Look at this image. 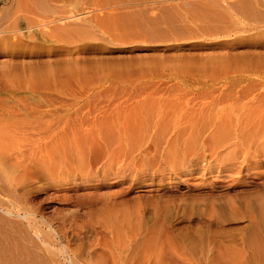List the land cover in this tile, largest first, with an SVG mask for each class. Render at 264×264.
<instances>
[{
  "label": "rangeland",
  "instance_id": "1",
  "mask_svg": "<svg viewBox=\"0 0 264 264\" xmlns=\"http://www.w3.org/2000/svg\"><path fill=\"white\" fill-rule=\"evenodd\" d=\"M238 1L0 0V15L23 9L0 32V123L20 127L53 90L62 102L58 171L11 176V162L2 232L32 236L45 264H264V156L218 175L247 150L211 148V133L240 137V107L264 77V19L246 9L263 17L264 0ZM208 24L238 34L211 38ZM241 56L259 65L243 70ZM165 134L178 139L156 153Z\"/></svg>",
  "mask_w": 264,
  "mask_h": 264
},
{
  "label": "bare ground",
  "instance_id": "2",
  "mask_svg": "<svg viewBox=\"0 0 264 264\" xmlns=\"http://www.w3.org/2000/svg\"><path fill=\"white\" fill-rule=\"evenodd\" d=\"M245 1L247 3V0H245ZM255 1H256V4H257V0H255ZM258 1H261V0H258ZM238 2L235 3V4L238 5L239 4ZM250 2H251V0H250ZM251 3H253V2H251ZM237 5H235V6L238 9L239 5L238 6ZM248 5H246V7ZM204 6H202V7H204ZM235 6H234V8L236 9ZM249 6L246 9H247V11L249 9L248 12H250V14H251L250 16L251 17L256 18L257 20L258 19L259 20H263L264 19V15L262 17L260 11L259 10H255L256 7H255V9H253L252 7H249ZM160 10H162V9H160ZM22 11H23V9H22V7L20 5L19 8L15 10V12H14V10L12 11V12H14L13 14L10 15L9 13L7 14L6 12H4V13H6V15L4 13L2 15H0V32L5 31L6 29H12V30H14V28L16 29V26H14V24H16L18 22V18H19L18 15L20 13H22ZM12 12H10V13H12ZM165 12H166V10L164 11L163 14H165ZM214 12H215V10H214ZM220 13H222V12H220ZM224 15H225V13H224ZM23 16H24V18H26L25 17L26 15H23ZM169 16L166 17V21L167 22L171 21ZM143 17H145V16H143ZM248 17H249V15H248ZM138 18H139V24L144 22L141 25H143V28H146V31H150V33H153L154 31H156V29L158 28L159 24H161L159 19H155V20L152 21V20H145L142 17H138ZM73 19H75V16H72V17L70 16V18L66 17L62 21L63 22L64 21H73ZM77 19H79V18H77ZM216 19H218V18H216ZM24 20L28 21L29 19L27 18V19H24ZM60 20H58V23L60 22ZM76 21H78V20H76ZM145 21L147 23H145ZM32 22H33V20H32ZM172 22H170V23H172ZM30 23H31V21H30ZM64 23H63V25H65V24L67 25V23H65V24ZM54 24H56V23H54ZM71 24H73V23H71ZM60 25H61V23H60ZM214 25L215 24H213V26ZM43 26H45V25H43ZM213 26L210 27V25H209L208 28H206L204 26L203 27L204 28L203 29L204 30L203 33H205L206 35L210 36L211 38L229 37V36H232L233 34L234 35L238 34V33H235V31H233V30H231L229 28H224V27H221V26H219V27H213ZM61 27H63V26L61 25ZM159 27H160V30H161V26H159ZM201 29H202V27H201ZM151 31H153V32H151ZM161 32H163V31H161ZM148 35H150V34H148ZM206 35H204V36H206ZM235 59L237 60V62H239L242 65L241 68L243 70H246V69L250 68L254 64L259 65V63L253 61V59H247V58H245L243 56H241V58L235 57ZM251 85H252L253 89H255V91H258V93L254 94L247 102L242 104V107H240V110L242 111V116H241L242 126L239 129L236 128V130H235L236 133H238V132L240 133V135H239L240 137H236L235 134L232 132V130H228V132L226 134H224V135L216 134V132L213 133V134L211 133V141H212L211 148H212V152H213L214 155L218 154L220 150L224 151V153H227V154L234 153L241 146V142L239 144L238 140L244 142V144L242 146H245V147H242V148L247 150L246 153L241 155V157L239 159L231 160V161H227L226 163H223L222 165H226L225 166L226 168L223 169V167H222L221 170H218V175H222L225 171H230V172L235 171L236 174H237V177H240L243 174L244 171L251 172V169L253 171V169H254L253 166L254 165L252 166V162H253L254 159H257V158H260L261 156H264V77H261L260 79H258L256 81H252ZM50 95L53 98L52 97L50 98V96L47 95L48 98H50V100H44V102L41 103V106L39 107V109L34 111L35 113L33 114V116L31 115L32 113L30 114L32 116V117H30V119L32 118L31 120H28L26 123H24L21 126L19 125L20 123L14 124V122H13V124L15 126L19 125L20 127H18V126H17L18 128L17 127H13L10 124H8L6 121L4 123H0V161L4 165V166L0 165V194H6V196L7 195L14 196V193L17 192V190L15 189L16 186L15 187L13 186L14 183L12 182V179L11 180L9 179L10 175L7 172L9 170H6L7 167L9 168V165L11 164V162L14 164V166L12 168L10 166V168H9L10 171L16 165L15 168L18 167L17 169H19V170L21 169L23 174H27L30 171L31 167H33L32 169L35 168L39 172H42L43 174L45 173L48 176H51V175L55 174L58 171V168L60 166V164H59L60 163V156H59L60 153L59 152H60V147H61V144H62V142H61L62 138H61L60 129H59V128H61L60 127L61 119H59V115H60V109H61V106H62L61 105L62 102H60L59 99H58V95L59 94H58L57 91L53 90ZM103 95H105V92H104ZM107 96H109V94H107ZM98 97L100 98V95ZM75 102H76V100H75ZM152 102H151V104H152ZM145 103L146 102H143L142 104L144 105ZM72 106H74V105H72ZM76 114L75 115L78 117V115H79L78 111H77ZM228 118H230V117L228 115H226L225 119L229 120ZM223 119H224V117H223ZM223 119H222V121H223ZM100 120H101V118H100ZM0 121H3V120H0ZM79 121L81 123V121H83L82 118H79ZM84 122L85 121H83V123ZM223 122L225 123L227 121L224 120ZM226 124H230V123H226ZM77 125H80V124H77ZM129 126H130V124H127V127H129ZM84 127L85 126H82V128H84ZM80 129H81V127H80ZM80 129H78V130H80ZM74 137L72 139L73 141H75ZM118 139H120V137H118ZM177 139L178 138H174V137H173V139H170V135L166 136V134H165V137H163L161 139V141H159V142L156 141V142H158V144L155 142V144H157L156 153L160 152L161 150L169 152L170 151V144L171 143H173V144L176 143L175 141H177ZM170 140H171V143H170ZM173 144H172V146H173ZM198 144H199V142H198ZM164 145L166 147H164ZM198 147H200V146L198 145ZM173 148H174V146H173ZM173 148H172V150L175 149V148L174 149ZM174 152H176V151H174ZM227 154H225V156ZM220 155H222V154H220ZM260 165L262 166V164H260ZM13 170H12V173H10L11 176H12L14 171L16 172V170H14V171ZM35 171L36 170H34V172ZM213 173H214L213 172V166H211L210 164L209 165L206 164V165L202 166L201 167V172H199V174L201 175L202 178L212 177L211 175ZM27 176H29V175H27ZM217 178L220 179L222 177H217ZM18 183H20V182H18ZM141 185H143V184H141ZM2 196H4V195H2ZM16 196H17V194H16ZM16 196H14V197H16ZM19 203H21V202H19ZM22 204H23V202H22ZM27 210L28 209H26V211ZM7 212H9V211L7 210ZM10 213H5V214L10 215ZM261 213L264 214V201H262ZM1 215H0V220H2V221H0V230H1V232H0V252H1L0 264H6L7 262H8V264H45L46 262L44 261L45 263H43L41 261L42 258L40 259L41 255L37 251H34L33 247H36L37 244H36V241H34V239L32 238V236H30L31 240L29 239L30 241H28L25 237H22L24 240H21L22 238H20V237L19 238H15V237L7 235V233H6L7 231L6 232L5 231L2 232V230H4L2 225L8 224L6 222V221H8V218H7L6 221H3L4 218L1 219L2 218ZM27 218L28 219L29 218H33V214L29 212ZM31 220H33V219H31ZM8 222L10 223V221H8ZM12 223H14V221H12ZM16 225H18V224L16 223ZM9 227H12V226H9ZM6 228H8V227H6ZM5 230H7V229H5ZM16 230L20 231L21 227H20V230H18V229H16ZM16 230H15V232H16ZM8 233H11V232H8ZM19 233H21V232H19ZM27 234H29V233H27ZM43 245L48 247L49 244L44 243ZM36 250H37V247H36ZM38 254H39L40 257L38 256ZM69 264H74L73 260H71L69 262Z\"/></svg>",
  "mask_w": 264,
  "mask_h": 264
}]
</instances>
